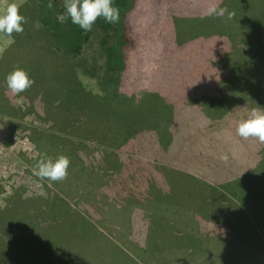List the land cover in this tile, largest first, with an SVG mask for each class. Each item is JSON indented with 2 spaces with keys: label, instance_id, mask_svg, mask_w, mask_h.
Returning <instances> with one entry per match:
<instances>
[{
  "label": "rangeland",
  "instance_id": "1",
  "mask_svg": "<svg viewBox=\"0 0 264 264\" xmlns=\"http://www.w3.org/2000/svg\"><path fill=\"white\" fill-rule=\"evenodd\" d=\"M56 1L57 5L50 10L47 0L43 3L42 0H0V13L9 3H17L27 18L23 27L35 33V40L24 31L14 32L11 37L0 35V109L8 114L14 112L10 110L23 114L14 118L0 115V207H9L6 212L0 211V222H7L5 226L1 224L0 230V264H126L124 261L129 264H253L256 259L253 253L264 251V240L261 249L248 252L245 248L233 247L237 241L225 239L237 231L242 233L238 229L233 230L235 233L228 232L226 219L230 221L229 214L238 210L227 208L229 202H221L227 207L215 206L224 215V224L209 225L208 236L219 239L210 238L206 249L196 242L198 248L194 246L188 254L169 249L159 250L172 254H137L135 240L128 236L133 233L142 246L147 241L143 238L149 237L148 224L114 223L113 219L109 223H94L113 242L107 238L104 241L103 234H94L78 213L87 216V199L102 197L97 182L103 180L102 185H107L109 181L104 183V180L108 173L117 176L123 168L127 156L121 150L112 154L113 159L105 151H110V144L115 148L110 142L124 138L131 143L137 137L140 143L150 146L166 144L171 104L189 103L199 92H189L197 81L188 78H197V73H219L214 72L216 67L205 71L208 58L212 57L210 61L215 65L220 56L233 53L231 56L237 63L232 84L238 82L241 89L246 88L244 92L253 104L264 108V0H134L135 5L123 23L129 39L132 37L131 50H123L125 56L129 54L127 69L123 71L109 65L121 31L117 25L101 18L92 31L82 32L83 48L75 60L65 57L58 60L55 56L56 60L49 59L55 63H47L43 52H48L47 47L55 51L49 40L51 34L62 30L60 27L69 21L62 7L64 0ZM213 3L227 8L232 18L227 19V14L224 18H201ZM41 13L44 16L49 13L45 17L51 24L40 23ZM17 68L27 70L35 83L23 93L13 95L5 77ZM53 75L60 78L54 87L45 82L46 77ZM180 88L182 93L169 96V91ZM4 95L11 99L10 103ZM63 125L69 127L68 133L76 128L83 134L69 135L60 130L57 142L52 145L47 136L54 139L57 127ZM67 140L73 146L67 143L60 146ZM153 141L155 144L150 143ZM255 141L258 151L259 141L256 138ZM44 154L54 158L63 154L69 158L64 180L51 182L32 174L34 165ZM162 158L167 159V153ZM112 163L116 164L114 168ZM212 168L223 169V164L217 162ZM262 183L264 158L248 185L253 190ZM249 189L241 197H248ZM257 191L256 196L260 195ZM194 193L195 200L186 206L203 217L216 198L198 196L195 190ZM256 206L263 211L264 200ZM256 208L252 209L255 215L260 210ZM244 213L247 216L246 209ZM209 214L217 217L211 211ZM136 226L141 229L140 233L133 230ZM223 239L224 243H220ZM158 241L156 244L164 243ZM258 242L255 237L253 247ZM220 244L229 248L220 250ZM166 245L170 247L168 242ZM8 250L11 252H5Z\"/></svg>",
  "mask_w": 264,
  "mask_h": 264
},
{
  "label": "crops",
  "instance_id": "2",
  "mask_svg": "<svg viewBox=\"0 0 264 264\" xmlns=\"http://www.w3.org/2000/svg\"><path fill=\"white\" fill-rule=\"evenodd\" d=\"M211 59H207L205 71H213L212 67H216L214 72L219 73H197V78H188L197 81L191 85L189 92L194 94L199 91L198 95L189 103L171 104L166 144L150 146L149 143H140L137 137L127 143L123 138L110 142L115 148L110 144V151L105 149L111 157L114 152L121 153V150L127 157L117 176L108 173L104 180V183L109 181L107 185H102L103 180L97 182L101 186L99 195L102 197L87 199L86 217L92 224L109 223L112 219L114 223L148 224L146 233L149 237L146 235L143 238L147 241L142 246L133 233L128 236L135 240L137 254H172L159 249L181 250L188 254L189 250L198 248L196 242L206 249V242L210 238L219 239L208 236L210 223L224 224L225 217L215 206L220 204L219 209L227 207L221 204L224 201L229 202L227 208H237L240 204L236 202V194L232 193L240 196L245 189H249L245 180L249 172L245 171L255 167L256 141L255 138H241L237 134V127L240 121L249 117L252 109L260 108L253 104L249 96L236 103L237 97L246 95L245 89L238 88V82L232 84L237 59L222 55L215 65ZM182 92L180 88L168 93L172 97ZM150 143L155 144V141ZM259 145L260 149L263 143L259 142ZM165 153L167 159L162 158ZM217 162H222L223 169L212 168ZM115 165L112 163L113 168ZM194 190L198 196L216 198L203 217L186 206L195 200ZM96 201L100 203L96 204ZM209 211L217 217H210ZM230 218V221L226 219L225 224L233 222V217ZM227 228L230 233L236 231L229 226ZM133 230L141 232L137 226ZM103 236L104 241L105 238L112 241L107 234ZM225 239L237 241L233 247L240 249L238 231ZM225 239L220 243H224ZM156 241L164 243L156 244ZM218 248L224 251L229 247L220 244Z\"/></svg>",
  "mask_w": 264,
  "mask_h": 264
},
{
  "label": "trees",
  "instance_id": "3",
  "mask_svg": "<svg viewBox=\"0 0 264 264\" xmlns=\"http://www.w3.org/2000/svg\"><path fill=\"white\" fill-rule=\"evenodd\" d=\"M121 1H123V0H114V6L118 7L120 10V19H119L118 23L112 24V25H117L118 30L121 32H120L119 38L116 41L117 42L116 46L112 49V54L109 57V65H110V67H112L115 70L119 69V70L123 71L124 68H125V70L127 69L128 59H129V54H127L125 56V54L123 53V50L125 48L129 50L130 45H132V43H131L132 37L129 39V36L127 35V32H126V26L123 23H124L125 16L134 7L135 1L134 0H125L124 3H122ZM48 2H49V0H47V2H46L47 7H48ZM52 2H53V5L55 7V4L57 5V1L55 2V0H52ZM42 3H43V0H42ZM54 7H52L51 9L49 8V9L53 10ZM62 7H63V4H62ZM245 7H246V5L243 2L242 8L244 9ZM41 14L42 15H39L40 23L43 24V21H44V22H46V24L47 23L51 24L49 19L47 20V17H45L46 15L49 16V13H46L45 16L43 15V13H41ZM67 23H68V25L66 24V25H62L60 27L62 30L54 31V34L53 35L51 34V37L49 38V40H50V43H52V46L54 47L55 51H53L52 49L47 47L48 52H46V53L43 52L44 58L46 59V61H48L47 63L53 62L49 59L56 60L55 56H57L58 60H60V57H65L67 59L69 58L70 60L71 59L75 60L76 56H79L80 53L82 52V48H83L82 43L83 42L81 41V37H82L83 31L78 26L73 25L71 23L70 18H69V21ZM57 26H60V25L57 24ZM24 32H27V34H28L29 31H28L27 27L24 28ZM29 34H30V37H32L31 39L35 40V38L33 37V35L35 33L29 32ZM25 39H27V38H25ZM41 41L43 43V40H41ZM43 47H44V45H43ZM60 52L64 53V55H59L58 53H60ZM231 55H234V54L231 53ZM53 63H55V62H53ZM59 80H60L59 76L56 78V76L53 75V76H50L49 78L46 77L45 82H48L49 84H51L54 87L56 85V83H58ZM244 83H243V85H244ZM238 88H240V87H238ZM243 89L246 90V88H243ZM246 95L244 97L243 96L237 97L236 99H238V98L239 99H238V101H236V103L242 102L243 100L248 98L249 95H247V96ZM4 99H5V101H8L9 103L11 101V99H9L7 97V95H4ZM255 106L257 108H260L259 110L264 111V108L261 107L260 104L255 105ZM12 108L15 109V106H12ZM171 109H172V107H170V113H171ZM10 111H14V112L12 114H8L6 110L0 109V115H5V116H9V117L12 115L11 118H14V116L21 117L23 115L18 110H10ZM68 128L69 127L64 126V125L62 126V128L57 127L56 136L54 137V139L52 137L50 139V137L47 136L48 141L52 145H54L55 142H57L56 139H58V134L60 133V130H63L62 133L69 134V135L74 133L75 135L79 136L78 132L82 133L79 130H76V128L71 129V133H68V132H66V131H68ZM167 135H168V133H167ZM80 136L82 137L83 135H80ZM64 139H68V138H64ZM68 140H67V142H64L63 145H60V146L64 147L65 143H67V145H69V146H73L74 143H71ZM263 158H264V143L256 153L255 167L252 170L250 169L251 171L250 170L245 171V173L249 172L248 175L245 176L246 177L245 180L247 181V183L250 181V179L252 177H255L256 169L259 166V164H261V161L263 160ZM248 186L251 189L252 185H248ZM256 188L259 190L257 191ZM256 188L253 189L252 192L251 191L248 192V197L247 196L241 197V195H243L244 193H240L241 194L240 196L235 192L232 193V194H236V197H237L236 202H238L240 205L236 206L238 208L237 211L233 212L232 214H229L230 217H233V222L229 223V227L236 229V230L237 229L242 230V233L238 231V233H239L238 235L240 236L239 237L240 238V244H241V247L247 249L248 252L251 250H252L251 252H253V251H255V249H261L260 247H262V246H260V244H263L262 241L264 240V209L262 211V209L258 207L259 205L256 206L257 204H259V202H261V200H264V199H259L260 197L264 196V184L262 183V185L257 186ZM256 191H257V194H260V195H257V196L254 195V193L256 194ZM20 198H23V197L20 196ZM65 205L68 207V204L65 203ZM10 206L13 207L12 202H11ZM255 207H257L256 208L257 211L260 209L259 212L257 213V215L253 214V211H252V209ZM7 208H9V207H7ZM7 208L4 207V209H1V207H0V211L6 212ZM243 209L247 210V216L245 215V213L242 214ZM78 216L83 222L89 224V228H91L94 231L93 232L94 234L95 233H96V235H102L103 234V233H101V231H99L97 229V227H95L87 219V217L85 215L78 213ZM2 223L4 226L7 224L6 221H1L0 222V230L3 228L1 226ZM255 237L259 240V242L256 244L255 247H253V245L255 244L254 243ZM118 253H120V252H118ZM253 254L255 255L254 258H256V259H254V262L252 261L253 264H255V263L256 264H264V258H262V254H264L263 250L255 251ZM248 255H249V253H248ZM124 256L127 257L126 253L124 254ZM124 263L129 264L128 261H126V262L124 261Z\"/></svg>",
  "mask_w": 264,
  "mask_h": 264
},
{
  "label": "clouds",
  "instance_id": "4",
  "mask_svg": "<svg viewBox=\"0 0 264 264\" xmlns=\"http://www.w3.org/2000/svg\"><path fill=\"white\" fill-rule=\"evenodd\" d=\"M53 7L52 0L48 2V8ZM63 7L65 14L70 18L73 25L78 26L83 32H90L98 18L108 24H116L120 19V10L114 6V0H64ZM232 18V13L225 7H218L217 4H210L203 16ZM27 18L21 13L17 3H9L7 8L0 13V35L11 37L15 32L20 34L24 31L23 25ZM40 27L39 22L35 25ZM5 82L8 90L13 95H18L29 89L34 83L27 70L17 68L7 74ZM237 134L243 138H256L264 143V111L252 109L247 119L240 121L237 127ZM70 160L64 155L51 157L44 154L34 165L32 174L40 179H47L51 182L64 180L68 175Z\"/></svg>",
  "mask_w": 264,
  "mask_h": 264
}]
</instances>
